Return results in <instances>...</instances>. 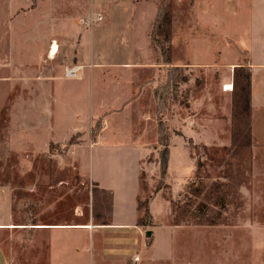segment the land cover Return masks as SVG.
<instances>
[{
	"label": "rangeland",
	"instance_id": "374dc122",
	"mask_svg": "<svg viewBox=\"0 0 264 264\" xmlns=\"http://www.w3.org/2000/svg\"><path fill=\"white\" fill-rule=\"evenodd\" d=\"M131 1H140V14L144 15L151 9L157 13L161 0ZM210 1L171 0L169 62L163 63L161 50L148 37L163 65L152 76L145 73L139 77L154 83L155 101L145 95L121 106L111 122L127 132L113 134L114 141L105 145H93L104 121L96 119L92 134L80 132L75 138L82 145L70 152L66 142L73 134L75 118L68 117V111L61 112V107L77 103L83 87L70 96L69 83L75 78L65 76L61 68L56 74L65 83L58 87L65 97H60L58 104H42V82L36 80L42 76L43 62H31L32 42L39 41L31 32L45 26L41 19L51 7L43 0H0V221H75L74 212L80 207L84 216L79 220H85L92 209L94 222L109 223L132 221L137 210L138 232L131 254L105 255L100 247L102 238L97 235L94 258L89 260L84 251L78 255L81 264H264V177L253 178L249 148L239 151L231 145L233 88L224 90V72L209 65L188 64L193 59L191 50L210 63L215 58L234 59L239 50L240 65L248 66L244 62L246 48L253 50L257 59L263 58L264 0H218L219 33L211 22L212 14L199 16ZM62 2L52 1L59 13L64 10ZM249 7L260 12L259 22L237 23L249 18ZM192 8L197 9L198 17ZM246 29L253 38L243 40L245 48L239 42L240 37H246ZM139 89L134 87V94ZM50 105L56 110L54 118L48 117L52 114ZM28 123L37 130L31 132ZM204 128L209 135L219 133L214 143L206 145L201 140ZM164 151L169 154L165 173L161 163ZM92 169L95 177L104 178L102 184L108 190L85 174ZM226 175L244 181L240 184L237 178ZM219 176L227 187L225 205L208 200L204 209L199 208L205 193L189 200L195 185L203 184L207 190ZM9 197L16 200L15 206ZM140 217H144L142 223ZM146 230H153V238H146ZM64 232L82 238L80 231ZM25 235L21 230L0 233L8 255L16 259L13 264H46L26 261L31 252L40 256L44 252L38 247L26 250ZM85 249L89 250L86 245Z\"/></svg>",
	"mask_w": 264,
	"mask_h": 264
},
{
	"label": "crops",
	"instance_id": "0c3cea01",
	"mask_svg": "<svg viewBox=\"0 0 264 264\" xmlns=\"http://www.w3.org/2000/svg\"><path fill=\"white\" fill-rule=\"evenodd\" d=\"M38 1L32 0L33 3H38ZM52 1L56 0H43L46 7H51L48 14L41 19L45 26H42L40 30L34 28L31 32V37L34 40H39L38 43L32 42L34 46L31 48L32 50L34 49V59L31 62H43L42 76L36 80L40 83L42 82L40 101L42 104L46 101L48 104H58L60 97H65V95H60L58 87L65 83L58 80L56 73L61 71V68L65 69L66 66L83 65L82 76L75 78L74 81L69 83L70 96L80 92L78 88L83 87V92H80L81 98H77V103L68 105L66 109H64V106H67L65 104L63 108L61 107V112L68 111V117L75 118L73 134L76 132L87 134L89 132L91 135L94 121L100 117L104 118L103 129L98 133V140L96 139L93 145L108 144V142H112L109 140H113V134H118L119 132L125 134L127 132L125 127H115L111 122V119L114 118V113L121 109V106L127 107L128 104L140 100L145 95L153 98L154 101L156 99L154 83L152 82V85L149 80L145 82L143 78H139L145 73L152 76L156 71H160L163 65L158 61V52H156L152 42H148L156 11L151 9L141 15L140 1L63 0L62 6L64 10L59 13L54 9L55 6H52ZM236 2L234 4L239 6L240 2ZM217 3L218 0H211L208 3L209 5L207 4V7L199 12V16L203 18L206 14H212L211 22L216 25L215 29L219 33L221 31L219 27L221 18L215 10ZM192 10L194 16L198 17L197 9L192 8ZM249 10V18L244 22L238 21L237 23L259 22L260 12L255 11L253 8L251 9V7H249ZM234 12L238 14V11ZM99 13H103V20L96 21L93 26L84 24L82 19L89 16H97ZM230 29L234 31L235 25L230 26ZM247 30H245L246 37H240L242 41L239 42V45H244L245 48L243 40H251L253 38ZM223 36L226 35L223 34ZM141 38L143 39L141 40ZM228 43L230 42L228 41ZM56 44L58 49L55 52L54 45ZM246 49L247 55L244 62L246 61L245 64L251 70V172L253 178H260L264 177V52L262 54L263 58L257 59L253 55V50ZM237 51L240 54V51ZM238 53L234 59L216 61L215 58L210 63L201 59L195 50L193 52L191 50L190 54L193 59L188 64L209 65L224 72L221 82L223 86L227 85L228 87L234 80L233 70L241 64ZM113 72L116 73V76L113 75ZM87 77L89 79L84 80ZM33 81L30 80V83H33ZM134 87L140 88L135 94ZM231 89L224 88L226 91H231ZM88 101H90L89 106L85 105V102ZM176 106L177 103L174 101L173 108L175 109ZM51 108L52 114H48V117L54 118L56 110L54 106H51ZM59 113L60 111H58L57 118L61 119L62 114ZM44 115L43 111L41 117L45 119L47 115ZM87 119L89 121L85 122ZM28 124L32 127L31 132L34 129L37 130L33 123ZM218 135L219 133H217V136L214 134L209 135L204 128L202 129L201 140L204 144L210 145L214 143ZM184 142L185 144L188 143L185 140ZM79 145H82V143L72 145L70 152L74 151ZM85 174L98 183L100 188L108 190L102 184L104 178L95 177L93 169L90 172L85 171ZM9 198L11 199V197ZM11 200L15 206L16 200L14 198ZM56 203L54 202V204ZM81 209L79 207L74 212L75 221L34 220V218H30L29 221H15L10 218L9 221H0V233L21 230L26 233L23 238L26 250L29 251L30 249L33 251L38 247L41 252H44L41 256L35 255L34 251L31 252L30 258H26L27 262L39 263L46 261V264H81L78 255L84 251L89 260L94 258L96 252L95 238L97 235L102 238L100 247L105 255H123V252L128 255L130 253L129 250L134 246L133 238L138 232V226L136 225L137 210H135L136 214L132 221L97 223L94 222L92 209L87 213L85 220H79V218L84 216L80 212ZM65 230L80 231L82 238L77 237V235H67L64 232ZM85 245L89 250L85 249ZM43 258H46V260ZM14 261L16 259L8 255L4 242L0 240V264H13Z\"/></svg>",
	"mask_w": 264,
	"mask_h": 264
},
{
	"label": "trees",
	"instance_id": "16d2710c",
	"mask_svg": "<svg viewBox=\"0 0 264 264\" xmlns=\"http://www.w3.org/2000/svg\"><path fill=\"white\" fill-rule=\"evenodd\" d=\"M170 7H171V0H161L160 1L158 8H157V13L153 21L151 33H150V37L153 40L155 46L161 50L163 61L165 63L169 62L168 55L172 48V38H173V32H172L173 24H172V19L170 15ZM158 34H160L161 37H159ZM232 94H233V127H232V144L231 145L238 148L239 151L241 150V148L250 149L252 146V133H251V128H250L251 70L249 66L240 65L235 68L234 86H233ZM78 134H81V133L76 132L66 142V147H68V151L70 150V147L72 145L81 143V140H76L75 138ZM226 149L228 148L224 147V150ZM168 161H169L168 152L166 151L162 152L161 163L163 167V173L167 171ZM198 165H201V162H198ZM250 169H251V166H250ZM225 177H229V178L233 177L232 180L234 178H237L232 175H226ZM219 178L221 177L219 176L218 178H215V180H212L210 188H208L207 190L203 184L202 186L195 185L194 189L192 190L191 195L187 197L190 200L193 197L192 195L199 196L202 193H205L204 194L206 195L205 200H201L200 203L198 204V207L201 209H204L207 206L208 200H213V203L218 206L225 205L227 202V197H226L227 187H226V183L220 180ZM237 179L239 181L237 183H240V184L244 181L242 178H237ZM235 192L237 193V191ZM138 206L139 207L142 206L141 202H138ZM143 219L144 217H140L138 221L142 223ZM178 221L179 219L177 218L176 223H178Z\"/></svg>",
	"mask_w": 264,
	"mask_h": 264
},
{
	"label": "built area",
	"instance_id": "2783aa9c",
	"mask_svg": "<svg viewBox=\"0 0 264 264\" xmlns=\"http://www.w3.org/2000/svg\"><path fill=\"white\" fill-rule=\"evenodd\" d=\"M103 18H104L103 13H99L97 16H89L82 20L84 24L93 26L96 21L103 20ZM82 74H83V65L81 64H74L65 67V76L67 77L79 78L82 76Z\"/></svg>",
	"mask_w": 264,
	"mask_h": 264
},
{
	"label": "water",
	"instance_id": "95a60500",
	"mask_svg": "<svg viewBox=\"0 0 264 264\" xmlns=\"http://www.w3.org/2000/svg\"><path fill=\"white\" fill-rule=\"evenodd\" d=\"M145 235H146V238L149 240V239L153 238L154 232H153V230H146Z\"/></svg>",
	"mask_w": 264,
	"mask_h": 264
},
{
	"label": "bare ground",
	"instance_id": "6f19581e",
	"mask_svg": "<svg viewBox=\"0 0 264 264\" xmlns=\"http://www.w3.org/2000/svg\"><path fill=\"white\" fill-rule=\"evenodd\" d=\"M57 49H58V45L56 44V45H54V51L56 52ZM226 88L229 89V88H233V87H232V85H230V86H228V87H226Z\"/></svg>",
	"mask_w": 264,
	"mask_h": 264
}]
</instances>
